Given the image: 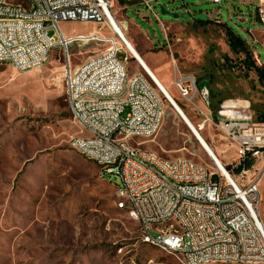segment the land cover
<instances>
[{
    "label": "rangeland",
    "instance_id": "rangeland-1",
    "mask_svg": "<svg viewBox=\"0 0 264 264\" xmlns=\"http://www.w3.org/2000/svg\"><path fill=\"white\" fill-rule=\"evenodd\" d=\"M109 1L124 32L137 33L140 54L161 81L165 77L169 86L162 83L176 104L223 167H230L225 170L244 183L241 173L234 171L238 163L234 149L212 122L228 99L249 101L255 114L264 111V84L253 70L244 76L243 54L231 50L224 23L214 13L243 39L248 34V47L258 66L264 63V29L245 31L253 27L248 23V8L229 0L220 4L151 0L157 18L147 10V0ZM160 7L177 18L162 15ZM253 17L259 21L264 15L257 8ZM207 19L205 26L197 22ZM97 26L58 22L66 35L88 34ZM103 30L99 44L88 41L69 47L73 66L102 54L106 45L102 39L111 33L108 27ZM53 33L50 29L49 34ZM62 71L63 53L58 49L38 69L22 72L0 63V264H182L176 255L141 242L137 223L127 209L117 206L120 181H109L103 168L71 148L70 139L80 133V126L68 106ZM134 72L145 74L131 57L128 74ZM185 75L196 81L191 100L181 98L170 86ZM157 92L164 102L160 128L137 142L165 159L185 158L217 171ZM206 118L211 121L202 124ZM254 166L262 169L264 165L255 162Z\"/></svg>",
    "mask_w": 264,
    "mask_h": 264
},
{
    "label": "built area",
    "instance_id": "built-area-1",
    "mask_svg": "<svg viewBox=\"0 0 264 264\" xmlns=\"http://www.w3.org/2000/svg\"><path fill=\"white\" fill-rule=\"evenodd\" d=\"M1 1H8V8H1ZM150 1L144 4L157 18ZM34 2L35 13L26 14L27 1L0 0V63L25 72L42 67L54 49L62 51L66 99L80 126V133L70 139L71 148L95 161L109 181H120L117 188L130 195L126 209L138 225L140 239L165 246L185 264L222 263V259H230V264H264V231L258 214L261 169L253 165L241 170L244 183L231 175L234 183L222 168L204 171L189 159L173 161L143 148L137 140L158 132L164 102L155 99L157 89L145 74H128L131 57L109 27L111 15L115 17L112 2ZM60 21L94 22L101 33L110 29L103 58L87 71L71 64L69 47L88 41L99 44L100 35L94 30L66 35L58 27ZM43 44H52L48 57H41ZM117 77H124L125 85H117ZM97 86H104V94H97ZM173 87L185 100H191L197 88L189 75L176 78ZM217 115L212 124L237 160L250 155L254 164L264 165V122L233 106ZM210 121L206 118L202 124ZM164 216H171V223H164ZM172 220H180V229H173Z\"/></svg>",
    "mask_w": 264,
    "mask_h": 264
},
{
    "label": "bare ground",
    "instance_id": "bare-ground-1",
    "mask_svg": "<svg viewBox=\"0 0 264 264\" xmlns=\"http://www.w3.org/2000/svg\"><path fill=\"white\" fill-rule=\"evenodd\" d=\"M26 1V0H25ZM28 6L26 7V14H34L36 10V3L34 0H28L27 1ZM1 8H8V1H1ZM109 27L110 29L119 37L122 39V43L124 47L126 48L127 52L130 54L131 57H134L136 62L139 64L141 69L144 71V73L147 75V77L151 80L153 85L158 89V91L161 92V94L167 99V101L170 103L171 107L174 109V111L177 113V115L180 117L184 125L187 127V129L190 131V133L194 136V138L198 141L199 145L203 148V150L207 153V155L211 158V160L216 164L217 167L222 168L224 170V173L227 175L229 179H231L234 183H236L235 179L229 174L227 170L223 167L215 153L213 152L212 148L209 146V144L206 142V140L202 137L198 129L194 126L192 121L186 116V114L183 112V110L176 104L172 96L170 95L169 90L164 86L162 81L156 76L154 71L149 67L147 62L140 56V54L136 51V49L133 47L129 39L127 38L126 34L124 33L123 29L115 19L111 15L110 18ZM101 34V28L94 29V35H100ZM105 36V35H104ZM100 39V37H99ZM102 41L107 42V38H103ZM52 51V44H43L41 47V57H48V54ZM103 58V52L101 55L95 56L93 58H90L86 60L83 64L79 65V71H87V68H90L91 66L95 65L97 61ZM17 71H21L19 68H14ZM117 85H125V78L124 77H117ZM97 94H104V86H97ZM167 95L168 98L165 96ZM173 101V104L170 102V100ZM155 99H162L161 96L157 91H155ZM226 114L229 115H235L233 111H225ZM183 114V115H182ZM183 116V117H182ZM200 127V125H199ZM208 150H205V148ZM77 153L81 154L83 157L93 161L88 155H85L79 151H76ZM215 159V161L213 160ZM173 161H183V158H176L173 159ZM95 164L96 162L93 161ZM204 171H210L206 167H204ZM119 201L117 203L118 208L126 209V207H130V195H122L119 191V188L117 189ZM129 212V209H127ZM261 223V220H259ZM164 223H171V216H164ZM172 227L173 229H180V220H172ZM261 227L264 231V227L261 223ZM142 243L161 248L167 252H169V249H167L165 246L154 244L150 239H140ZM171 253V252H169ZM176 255V254H174ZM182 264H185V260L182 258H178ZM222 263H230V259H222Z\"/></svg>",
    "mask_w": 264,
    "mask_h": 264
},
{
    "label": "crops",
    "instance_id": "crops-1",
    "mask_svg": "<svg viewBox=\"0 0 264 264\" xmlns=\"http://www.w3.org/2000/svg\"><path fill=\"white\" fill-rule=\"evenodd\" d=\"M230 4L232 3H237V4H240V3H243L247 8H248V11H249V16H250V20L248 21V23H250V25H253V27H250L248 29H244L245 31L247 30H252V29H258V28H261V29H264V17L261 18L259 21H256L254 20V17H253V13L255 11V9H259L260 12L263 13L264 15V10H263V6H264V0H229ZM229 4V5H230ZM214 18H217L219 22H222V23H225L223 22V20L221 19V17L219 16V13L215 12L214 13ZM230 17V16H229ZM122 28V27H121ZM124 31V30H123ZM127 32V33H126ZM126 35H127V38H129V41L131 42V44L133 45V47L136 49V51L140 54L142 52V50L139 48V45H138V38L137 37V33H133L131 32L130 30L129 31H126L124 32ZM248 34H246L245 36V40L247 41L248 43ZM263 51H264V48H261ZM140 56L143 58V56L140 54ZM144 59V58H143ZM260 58H259V62H260ZM262 62V61H261ZM7 64V63H6ZM148 64V63H147ZM150 67V66H149ZM153 71V70H152ZM162 81L164 82L165 85L169 86V84L167 83V81L165 80V77L162 78ZM172 89H174V87L172 85H170ZM175 90V89H174ZM240 105V106H238ZM234 107L236 108L237 110H240V109H245V111L250 114V115H253V117H255V111H253L251 109V104L249 103V101L247 100H244V99H241V98H233V99H228V100H225L223 102V108H227V107ZM237 113H235L236 115ZM79 154V153H78ZM82 156V155H81ZM83 157V156H82ZM85 158V157H84ZM91 161V160H90ZM93 162V161H92ZM118 189V188H117ZM258 191H259V196H258V199H259V204H258V214H259V217H260V220H261V223L264 227V166L263 168L261 169V173H260V178H259V181H258ZM118 198V197H117ZM119 200V199H118Z\"/></svg>",
    "mask_w": 264,
    "mask_h": 264
},
{
    "label": "trees",
    "instance_id": "trees-1",
    "mask_svg": "<svg viewBox=\"0 0 264 264\" xmlns=\"http://www.w3.org/2000/svg\"><path fill=\"white\" fill-rule=\"evenodd\" d=\"M200 25L205 26L209 20H199L197 21ZM225 34L227 37V42L229 47L234 53H242L243 58L240 59V65L244 66L245 72L244 76H247L248 71L253 70L258 79L264 84V63L261 62V65L258 66L255 63V60L252 55L251 49L248 47V43L243 39L239 34H237L231 27L224 23ZM255 118L258 121L264 122V111H258L255 114ZM234 169L235 172L240 173L241 170L250 169L254 165V159L250 155H246L243 159L236 163ZM227 170L230 169L229 166L225 167ZM230 172V171H229Z\"/></svg>",
    "mask_w": 264,
    "mask_h": 264
},
{
    "label": "water",
    "instance_id": "water-1",
    "mask_svg": "<svg viewBox=\"0 0 264 264\" xmlns=\"http://www.w3.org/2000/svg\"><path fill=\"white\" fill-rule=\"evenodd\" d=\"M160 11H161V14L162 15H166V16H169V17H171V18H177V15L176 14H174V13H172V12H170V11H165V10H163V8L162 7H160ZM167 98H168V96L167 95H165ZM169 100H170V98H169ZM170 102L173 104V101L172 100H170ZM183 115V114H182ZM183 117V116H182ZM205 148V147H204ZM205 150H207L206 148H205ZM207 152H208V150H207ZM213 160L215 161V159L213 158ZM216 162V161H215Z\"/></svg>",
    "mask_w": 264,
    "mask_h": 264
}]
</instances>
